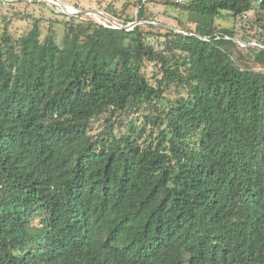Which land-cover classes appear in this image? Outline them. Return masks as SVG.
<instances>
[{
	"label": "trees",
	"instance_id": "16d2710c",
	"mask_svg": "<svg viewBox=\"0 0 264 264\" xmlns=\"http://www.w3.org/2000/svg\"><path fill=\"white\" fill-rule=\"evenodd\" d=\"M145 1L59 39L1 19L0 264H264V0L161 34Z\"/></svg>",
	"mask_w": 264,
	"mask_h": 264
},
{
	"label": "rangeland",
	"instance_id": "374dc122",
	"mask_svg": "<svg viewBox=\"0 0 264 264\" xmlns=\"http://www.w3.org/2000/svg\"><path fill=\"white\" fill-rule=\"evenodd\" d=\"M68 6H72L81 11L100 12L106 18L112 20L109 16L108 8L115 10L116 12L122 11L126 2H129L125 7V12L120 20H124V17L133 18L136 13L135 6L130 5L131 2L136 0H59ZM190 0H146L144 4V14L147 20H152L154 24L159 27L158 29L144 28L146 32L163 33L172 30H179L183 26L185 28H193L195 23L202 21V19L193 14L192 12H185L180 8H177L172 3L187 4ZM124 11V10H123ZM61 14H64L58 6L45 0H8L5 4L0 0V22L5 17L9 22L8 30L14 37H19L27 32L34 20L39 21L41 29V37L43 38L48 30L49 24H53L57 28L58 39L61 35L59 23L67 20V18ZM73 17L83 16L90 17L98 21V17L91 14H79L71 15ZM75 21H79V18H75ZM251 20L235 21L233 22L229 17L219 20H214L213 25L217 29L230 28L234 26V31L237 38H244L246 41H251L248 38L256 36L253 31L248 28ZM0 25V31L2 29ZM57 24V25H56ZM158 37H156L157 39ZM162 40V39H161ZM151 43L157 44L155 40H151ZM252 44V43H251ZM247 45V44H246ZM152 70L150 66L148 72ZM94 128H98L97 126Z\"/></svg>",
	"mask_w": 264,
	"mask_h": 264
},
{
	"label": "water",
	"instance_id": "95a60500",
	"mask_svg": "<svg viewBox=\"0 0 264 264\" xmlns=\"http://www.w3.org/2000/svg\"><path fill=\"white\" fill-rule=\"evenodd\" d=\"M49 2L55 4L56 6H58L59 8H61L62 12L68 16H71V15H83V14H86V15H95L105 21H107L108 23L114 25L116 27V29H125V30H130L132 29V27L134 25H136L138 22H133L129 25H126V26H120L118 24H116L114 21L106 18L105 16H103V14H101L100 12H87V11H81V10H78L72 6H68L66 4H64L63 2L59 1V0H48ZM70 8V9H67V8ZM145 23H150V24H154V23H151V22H145ZM235 42H237L238 44H240L241 46H246L244 43H242L240 40H234ZM253 45V44H251Z\"/></svg>",
	"mask_w": 264,
	"mask_h": 264
},
{
	"label": "built area",
	"instance_id": "2783aa9c",
	"mask_svg": "<svg viewBox=\"0 0 264 264\" xmlns=\"http://www.w3.org/2000/svg\"><path fill=\"white\" fill-rule=\"evenodd\" d=\"M8 0H1V2H3V4H5L6 2H7ZM45 1H48V0H45ZM49 2V1H48ZM98 21L103 25V26H107V24L106 23H108L107 21H105V20H103V19H101V18H99L98 17ZM115 22V21H114ZM116 23V22H115ZM110 24V23H109ZM116 24H118V23H116ZM111 25V27H113V28H115L116 29V27L114 26V25H112V24H110ZM119 25V24H118ZM129 25V24H128Z\"/></svg>",
	"mask_w": 264,
	"mask_h": 264
},
{
	"label": "bare ground",
	"instance_id": "6f19581e",
	"mask_svg": "<svg viewBox=\"0 0 264 264\" xmlns=\"http://www.w3.org/2000/svg\"><path fill=\"white\" fill-rule=\"evenodd\" d=\"M67 9H70L69 7Z\"/></svg>",
	"mask_w": 264,
	"mask_h": 264
}]
</instances>
